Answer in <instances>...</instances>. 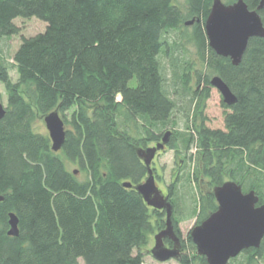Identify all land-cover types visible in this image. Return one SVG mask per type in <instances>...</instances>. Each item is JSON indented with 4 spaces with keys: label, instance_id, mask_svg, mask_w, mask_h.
Returning <instances> with one entry per match:
<instances>
[{
    "label": "trees",
    "instance_id": "obj_1",
    "mask_svg": "<svg viewBox=\"0 0 264 264\" xmlns=\"http://www.w3.org/2000/svg\"><path fill=\"white\" fill-rule=\"evenodd\" d=\"M213 1L183 0L184 11L179 0H0V38L19 34V18L48 25L23 40L12 64L0 59V82L8 92L0 121V264H145L142 248L166 220L135 187L148 178L142 155L169 132L158 153L172 150L184 158L167 195L181 239L182 221L197 217L200 225L217 211L214 190L227 181L244 193L254 191L264 204V38L249 41L238 66L218 56L205 31ZM243 1L250 10L261 3ZM259 13L264 24V9ZM190 20L203 68L237 97L235 105H223L224 130L205 121L186 133L164 130L177 103L160 56L174 55L179 42L171 43V34ZM172 64L176 90L209 98L211 81L203 70L194 71L193 80L190 63ZM54 111L67 119L71 113L72 129L59 152L33 128L37 115ZM180 184H194L198 193L183 217L177 216ZM12 213L19 219L18 237L8 234ZM188 240L193 252L183 253L180 264H208L190 234ZM228 264H264V239Z\"/></svg>",
    "mask_w": 264,
    "mask_h": 264
},
{
    "label": "water",
    "instance_id": "obj_2",
    "mask_svg": "<svg viewBox=\"0 0 264 264\" xmlns=\"http://www.w3.org/2000/svg\"><path fill=\"white\" fill-rule=\"evenodd\" d=\"M264 9V0L257 10H250L243 0L226 4L222 0H214L211 12L205 22V31L210 48L220 57L231 59L234 66L240 65L252 38H264V24L260 11ZM195 20L186 22V26L194 25ZM211 85L222 95L227 106H233L237 97L224 82L215 76ZM6 116V107L0 103V121ZM45 123L52 142V150L59 152L66 142L65 122L54 111L45 116ZM170 138L167 133L162 143L149 148L142 155L148 167V178L135 189L144 198L148 206L166 214V228L155 236V246L151 255L159 262L179 259L182 243L174 229L172 216L173 205L168 196L160 190L151 165L159 151L165 149ZM131 188V183L124 184ZM218 209L190 233L191 239L200 256L206 257L208 264H228L243 251L259 248L264 239V204L259 205V197L254 192L244 193L242 187L233 181H227L214 190ZM5 200L0 195V202ZM9 235L18 237L19 219L10 214ZM173 243V248L166 247L165 240Z\"/></svg>",
    "mask_w": 264,
    "mask_h": 264
},
{
    "label": "rangeland",
    "instance_id": "obj_3",
    "mask_svg": "<svg viewBox=\"0 0 264 264\" xmlns=\"http://www.w3.org/2000/svg\"><path fill=\"white\" fill-rule=\"evenodd\" d=\"M222 1L227 3L229 0ZM179 4L183 7L182 9L186 11L183 0H179ZM14 23L19 28V34L10 38H0V59L5 60V62L9 64L13 63L14 55L22 45L24 39L33 38L41 33H44L48 26L47 23L40 21L37 18H19L16 19ZM185 28L171 34L170 42H179V46L174 51V55L170 58L164 55L160 56L168 90L171 93L172 98L177 103L176 112L164 130L172 132L174 129L186 133L189 132V127L195 125L196 123L198 125L199 123H202V121H205L206 126L211 129L224 130L225 112L227 109L223 106L224 102L221 93L215 87L210 85L211 90L209 98L201 100L196 97L193 98V94H184L180 87H177L178 90H176V86L174 85L175 67L172 64L174 60H177L179 67H183L187 62L190 63L193 69V80H195L194 71L197 70H203L204 75H207L210 81L216 76L210 73L209 70L203 68L204 64L198 56V49L195 42L192 40L193 26H187ZM10 77L13 83H17L19 76L16 68L11 67ZM191 86L195 91L197 88L196 85L193 83ZM200 88L201 90L205 89V84H202ZM22 91L26 93V91H28V87L24 86ZM0 103H2L5 107H8V92L6 86L2 82H0ZM70 114L71 113L67 114V119L61 112H59V115L65 122L66 131L72 129L69 124ZM33 128L35 132L49 137V131L45 123V116L37 115ZM152 147H155V145L152 144L150 148ZM190 153H195V148L192 149ZM181 160H184V158L177 157L175 152L172 150H166L158 153L152 163L154 172L158 177V180H156L157 186L166 196L168 195L169 187L177 180V178H179L180 165H178V163L182 164L183 162H181ZM68 168L71 171L77 169L79 170V168L72 163H68ZM181 184H183V182ZM181 184L179 186L180 197L178 202V217H183L184 214H186L187 208L190 206L194 207L195 203L197 204L198 201L197 186L191 184L189 187H183ZM203 186H206L204 188L205 190L208 189V185L204 184ZM164 219L166 220L165 212ZM196 226H198L197 217L184 220L179 225L184 244V254H191L193 252L188 236ZM158 233L159 232H155L149 235L148 244L142 248V252L145 255V264H180L179 259H172L168 262H159L151 255V250L155 246V236ZM79 264L85 263L83 260H79Z\"/></svg>",
    "mask_w": 264,
    "mask_h": 264
},
{
    "label": "flooded vegetation",
    "instance_id": "obj_4",
    "mask_svg": "<svg viewBox=\"0 0 264 264\" xmlns=\"http://www.w3.org/2000/svg\"><path fill=\"white\" fill-rule=\"evenodd\" d=\"M181 243H182V249H181V255H182L184 251V244H183L182 239H181ZM165 244H166V247L173 248V243L169 239L165 240Z\"/></svg>",
    "mask_w": 264,
    "mask_h": 264
}]
</instances>
